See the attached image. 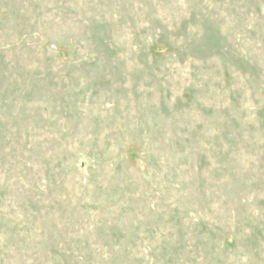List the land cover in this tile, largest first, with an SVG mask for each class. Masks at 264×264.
Instances as JSON below:
<instances>
[{"label":"rangeland","instance_id":"374dc122","mask_svg":"<svg viewBox=\"0 0 264 264\" xmlns=\"http://www.w3.org/2000/svg\"><path fill=\"white\" fill-rule=\"evenodd\" d=\"M0 264H264V0H0Z\"/></svg>","mask_w":264,"mask_h":264}]
</instances>
